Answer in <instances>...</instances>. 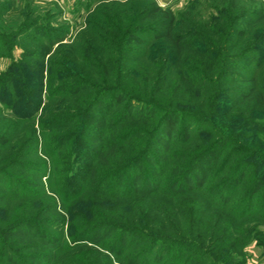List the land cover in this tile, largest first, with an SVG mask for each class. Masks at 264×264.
Here are the masks:
<instances>
[{"label":"trees","instance_id":"trees-1","mask_svg":"<svg viewBox=\"0 0 264 264\" xmlns=\"http://www.w3.org/2000/svg\"><path fill=\"white\" fill-rule=\"evenodd\" d=\"M201 3L188 21L89 0L68 43L33 0H0V264H240L264 246V12L205 34L233 25Z\"/></svg>","mask_w":264,"mask_h":264},{"label":"rangeland","instance_id":"rangeland-1","mask_svg":"<svg viewBox=\"0 0 264 264\" xmlns=\"http://www.w3.org/2000/svg\"><path fill=\"white\" fill-rule=\"evenodd\" d=\"M20 1V0H15ZM159 5L162 7L171 8L179 18L186 17L185 14L189 13L190 17L188 21H191L194 16L196 17V12L201 11L202 3L214 4L217 6V9H222L226 12L228 9L229 13L226 14L225 20L221 22H229L230 25H233V28L224 26L223 28L217 25H209L208 28L201 27V30L207 34L209 29H214L221 34L222 32H228L229 28L234 35L240 36L244 31L249 30L248 21L249 13L259 15L264 12V0H156ZM36 12L41 13H52L54 19L51 20L50 25L53 29H62L66 30L68 36L64 40L65 42L72 41L78 32L83 28L84 21L86 18V10L89 0H33ZM197 13V12H196ZM222 11H213V15L220 17ZM200 15V14H199ZM201 16V15H200ZM247 22V23H246ZM182 26V25H181ZM222 30V31H221ZM229 33V32H228ZM227 33V34H228ZM22 51V48L17 47L15 50V55L18 56ZM8 58H0V70H3L9 63ZM236 73H239V70H235ZM137 111V108H135ZM176 122V117H171L168 121L167 126H164V134H169L170 139L175 138L176 131L180 130V127ZM189 125V123H187ZM189 132L201 127L200 124H190ZM186 133L183 137L187 136ZM161 139L159 142L161 143ZM264 230V223L260 226ZM195 259H198L197 261ZM209 258L207 252H195L194 251V264H214ZM240 264H264V246H259L256 243L250 244L244 249V255L238 259Z\"/></svg>","mask_w":264,"mask_h":264}]
</instances>
